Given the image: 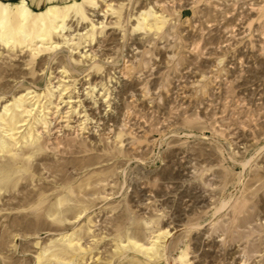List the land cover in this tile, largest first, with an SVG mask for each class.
I'll use <instances>...</instances> for the list:
<instances>
[{"label":"rangeland","instance_id":"374dc122","mask_svg":"<svg viewBox=\"0 0 264 264\" xmlns=\"http://www.w3.org/2000/svg\"><path fill=\"white\" fill-rule=\"evenodd\" d=\"M0 3V264H264V0Z\"/></svg>","mask_w":264,"mask_h":264},{"label":"bare ground","instance_id":"6f19581e","mask_svg":"<svg viewBox=\"0 0 264 264\" xmlns=\"http://www.w3.org/2000/svg\"><path fill=\"white\" fill-rule=\"evenodd\" d=\"M17 7V6H16ZM17 9V8H16ZM50 14H51V19L52 21H56L57 15L56 12L51 9L49 10ZM18 13V12H17ZM28 13H30V11L28 10V8L26 7L25 3H21L20 4V13H18V18L19 20H21L24 23V26L26 27V23H27V19L26 17H28ZM63 14V13H62ZM13 17H11L10 12L7 10L6 6L3 5L2 3H0V28L3 29L4 24L9 23L12 20ZM33 20V22H35L34 18H31ZM64 19V17H63ZM36 23V22H35ZM43 26V30H46L48 27V24L46 25V23H41ZM23 28H20V30ZM19 30V31H20ZM53 30V29H52ZM42 32V30H41ZM3 39V38H2ZM4 40V39H3ZM23 40V39H22ZM7 43V41H6Z\"/></svg>","mask_w":264,"mask_h":264}]
</instances>
